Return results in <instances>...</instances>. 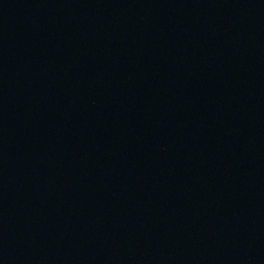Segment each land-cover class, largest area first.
Instances as JSON below:
<instances>
[{"label": "water", "instance_id": "1", "mask_svg": "<svg viewBox=\"0 0 264 264\" xmlns=\"http://www.w3.org/2000/svg\"><path fill=\"white\" fill-rule=\"evenodd\" d=\"M0 264H264V0H0Z\"/></svg>", "mask_w": 264, "mask_h": 264}]
</instances>
